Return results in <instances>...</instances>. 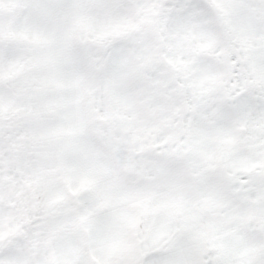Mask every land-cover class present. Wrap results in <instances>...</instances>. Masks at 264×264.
<instances>
[{"label":"snow or ice","instance_id":"obj_1","mask_svg":"<svg viewBox=\"0 0 264 264\" xmlns=\"http://www.w3.org/2000/svg\"><path fill=\"white\" fill-rule=\"evenodd\" d=\"M0 264H264V0H0Z\"/></svg>","mask_w":264,"mask_h":264}]
</instances>
